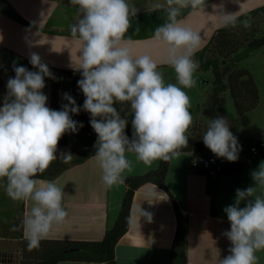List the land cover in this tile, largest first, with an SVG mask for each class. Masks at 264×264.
I'll use <instances>...</instances> for the list:
<instances>
[{
    "label": "clouds",
    "instance_id": "9594fccd",
    "mask_svg": "<svg viewBox=\"0 0 264 264\" xmlns=\"http://www.w3.org/2000/svg\"><path fill=\"white\" fill-rule=\"evenodd\" d=\"M207 2L165 0L153 5L154 11L164 14L163 23L152 35L158 53L154 58L149 52L134 56L127 46L130 41L126 34L138 11L130 0H69L77 8L78 19L69 25V35L51 40V51L69 50L71 66L81 75L77 86L85 97L82 109L66 92L62 99L67 103L61 110L47 106L48 96L42 91L45 77H55L39 54L29 53V62L37 71L13 64L15 76L7 80L0 106V186L12 201L30 202L21 225L29 251L38 248L68 215L63 188L55 181L37 177L57 160L62 136L83 127L70 114L81 110L90 114L89 123L97 135L93 157L108 189L123 184L124 173L132 170L127 154H133L145 166L181 156L193 124L191 99L185 89L197 84L199 61L195 57L204 43L203 26L195 27L182 17L200 14L216 28H251V18L242 4L239 11L228 12L221 0L212 5L215 14L206 15ZM3 40L0 32V42ZM56 40L62 41V46H55ZM25 41L31 43L27 36ZM48 42L42 37L37 43ZM164 65L174 71L175 83L165 82L159 70ZM117 103L130 105L131 139L125 133L128 120L121 117L114 106ZM229 129L227 118L209 119L202 140L215 156L235 162L240 146ZM59 159L69 163L73 155L61 152ZM250 175L254 186L236 189L235 202L223 209L230 224L224 235L231 247L219 264H259L257 253L264 252V162ZM242 201L245 203L240 207ZM137 213L139 217H151L140 207Z\"/></svg>",
    "mask_w": 264,
    "mask_h": 264
},
{
    "label": "crops",
    "instance_id": "0c3cea01",
    "mask_svg": "<svg viewBox=\"0 0 264 264\" xmlns=\"http://www.w3.org/2000/svg\"><path fill=\"white\" fill-rule=\"evenodd\" d=\"M165 0H130L139 12L153 10L155 3ZM66 0H0V7L9 8L28 24L47 30L54 15L68 13ZM70 7V6H69ZM69 16V15H68ZM77 17V16H76ZM72 21L70 24H73ZM59 30H63L59 28ZM51 31V29L49 30ZM19 59L0 47V69L9 64L8 71L1 74L0 106L7 92V80L14 77L13 64ZM30 71H37L32 67ZM43 93L50 103L51 81L45 78ZM264 129L255 133L259 134ZM253 136V135H252ZM247 138V137H245ZM238 140L244 139L237 137ZM97 135L71 133L66 146H58L57 160L61 152H70L73 159L70 165L55 181L65 193L63 205L67 210L66 219L52 228L44 240L58 241H98L110 230L117 219L122 199L125 194V180L158 169L160 161L145 166L136 161L133 154H127L133 163L131 171L124 173V183L108 189L102 181V170L97 165L94 155L77 162L88 151H96L93 145ZM264 162V157L242 162L240 168L232 173L223 172L211 176L207 171H193L189 167V154L168 161L164 174L165 185L170 197L157 186L147 183L134 193L128 230L120 237L115 246L116 264H168L170 248L176 230V217L172 199L181 211L186 227L185 253L187 264H219V260L229 255L230 241L224 235L230 230V224L223 209L235 202L236 189L244 190L254 186L250 173ZM4 190L0 197H6ZM259 194V193H258ZM8 197V196H7ZM2 200V198H1ZM245 202H241L240 207ZM141 210L151 213L146 218L137 213ZM29 201L20 203V234L17 238L0 235V256L10 257L12 264H18L19 242L24 238L22 220L28 215ZM5 210L0 204V212ZM6 211V210H5ZM7 231L9 224H1ZM9 231H14L15 228ZM259 264H264V252L257 253ZM3 263V262H2ZM6 264V263H4ZM57 264H96L81 262H62Z\"/></svg>",
    "mask_w": 264,
    "mask_h": 264
},
{
    "label": "trees",
    "instance_id": "16d2710c",
    "mask_svg": "<svg viewBox=\"0 0 264 264\" xmlns=\"http://www.w3.org/2000/svg\"><path fill=\"white\" fill-rule=\"evenodd\" d=\"M0 11L18 21L28 24L9 8L0 7ZM246 15L249 17L259 16L264 19V7ZM163 21L164 14L162 11L151 10L148 12H139L132 18V26L126 34V38L138 39L152 36L154 29L162 24ZM232 30L233 28H223L217 31L209 44L201 52L196 54L195 59L199 61L198 71L211 72L213 75L211 107L205 111L208 117L211 119L220 117L217 113L220 95L228 92L241 123L247 125L248 113L255 109L259 103L258 90L251 74L247 70L236 68L235 64L240 58L250 55L257 49L263 47L264 36L246 40L244 37L241 38L233 34ZM17 58L19 59L16 63L17 66L23 65L28 69L33 67L29 61L20 57ZM8 69L9 64L4 65L0 69V87L1 74L8 71ZM79 79H81L79 72L60 71V75L54 81H51L49 107L53 110H61V105L67 103V101L62 99V94L66 92L75 99L76 104L82 109L85 97L77 86ZM114 106L120 111L121 117L128 120L125 133L131 139L133 129L131 125L132 114L130 112V105L127 103L123 105L117 103ZM70 115L73 120L83 124V127L79 128L78 132H76L77 134L96 135L89 123L91 118L89 113L81 110L79 114ZM70 134L71 132L65 133L60 139L58 146H66ZM188 137V146L181 150L183 153L205 150L211 152L204 145L202 138L194 136ZM94 153L95 151L86 152L77 162L82 161ZM167 164L168 162L160 161L157 170L143 175L129 177L125 180L126 189L121 202L119 215L112 228L104 233L101 240H42L38 248L29 251L26 240L21 239L19 242V264H57L62 262L116 264L115 246L120 237L128 230L131 204L136 190L147 183H151L172 197L164 181ZM69 165L70 162L64 163L63 161L52 163L38 177L43 176L48 179H53ZM239 168L240 165L225 172L232 173ZM172 202L176 217V230L170 248L168 264H187L185 253L186 227L180 209L173 199Z\"/></svg>",
    "mask_w": 264,
    "mask_h": 264
},
{
    "label": "rangeland",
    "instance_id": "374dc122",
    "mask_svg": "<svg viewBox=\"0 0 264 264\" xmlns=\"http://www.w3.org/2000/svg\"><path fill=\"white\" fill-rule=\"evenodd\" d=\"M68 2L67 8L68 13L61 14L60 12L54 15L51 25L47 28V31L51 29V32H61L69 33V25L72 21L75 23L78 19L77 8L72 6ZM70 6V7H69ZM69 15V16H68ZM77 16V17H76ZM251 18V28L245 29L242 26H237L233 28L232 32L238 37H244L246 40L251 38H261L264 36V19L259 16H252ZM59 28L63 30H59ZM211 56V55H209ZM236 68L247 70L254 79L258 90L259 103L255 109L248 113V123L244 125L241 123L239 117L237 116L231 97L228 92L222 93L220 95V103L217 106V113L220 117H225L229 121L230 131L234 136L239 138H245L254 135L260 130L264 129V46L254 51L252 54L240 58L236 64ZM163 72L165 82L175 83L174 71L166 66L159 69ZM197 84L194 88L185 89L187 94L191 99V109L190 112L193 116V124L189 128L187 135L202 138L206 131L208 120L211 119L206 114V110L211 107L212 101V89H213V75L211 72H200L197 70L195 73ZM4 190L0 186V191ZM6 194L5 192H3ZM2 198V200H1ZM20 203L21 201H12L9 197H0V204L2 210L0 212V235H7L8 237L17 238L20 234ZM9 224L7 231L3 228L1 224ZM14 224L15 230L9 231ZM7 243L1 242L0 245H5ZM12 256L4 257L0 256V264H12L10 263ZM20 260V255H18V264ZM3 262V263H2Z\"/></svg>",
    "mask_w": 264,
    "mask_h": 264
},
{
    "label": "water",
    "instance_id": "95a60500",
    "mask_svg": "<svg viewBox=\"0 0 264 264\" xmlns=\"http://www.w3.org/2000/svg\"><path fill=\"white\" fill-rule=\"evenodd\" d=\"M226 11L236 12L239 11L240 5L242 4V9L245 14L255 11L261 7H264V0H222ZM221 0H210L207 2V6L204 9L206 15L215 14L212 8L213 4H219ZM187 18V23L192 24L195 27L203 26L201 30V35L204 37V43L199 52H201L212 40L217 31L223 28H216L215 25L209 21V18L200 14L189 15ZM0 32L3 33L4 40L0 42V47L9 53L29 61V53L35 52L40 55L43 63L47 64L48 67L60 70V71H74L71 66L69 50L65 48L62 52L56 53L51 51V40L54 37L67 36L69 33L61 32H51L36 28L34 26L25 24L15 18L0 11ZM27 36L28 41H25ZM47 37L49 42L43 45L37 42L42 38ZM130 43L127 45L134 56L142 55L146 52L152 53L155 58L158 54L154 48L152 41V36L146 38L138 39H128ZM55 46H62L63 42L56 40L53 42ZM198 52V53H199ZM166 67V65L162 66Z\"/></svg>",
    "mask_w": 264,
    "mask_h": 264
},
{
    "label": "built area",
    "instance_id": "2783aa9c",
    "mask_svg": "<svg viewBox=\"0 0 264 264\" xmlns=\"http://www.w3.org/2000/svg\"><path fill=\"white\" fill-rule=\"evenodd\" d=\"M48 68L55 78H45L49 79L50 81H54L60 75V70L51 67ZM238 143L240 146V151L238 154V160L235 162H229L224 158H219L212 152L206 150L199 152H189L190 169L193 171L205 170L211 176H216L234 168L235 166L241 165L244 161L264 157V131L259 134L238 140Z\"/></svg>",
    "mask_w": 264,
    "mask_h": 264
}]
</instances>
